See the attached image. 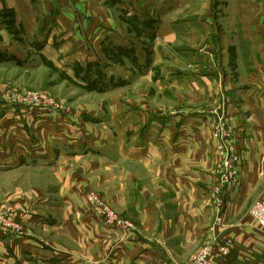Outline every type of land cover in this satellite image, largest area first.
Returning a JSON list of instances; mask_svg holds the SVG:
<instances>
[{
  "label": "crops",
  "instance_id": "1",
  "mask_svg": "<svg viewBox=\"0 0 264 264\" xmlns=\"http://www.w3.org/2000/svg\"><path fill=\"white\" fill-rule=\"evenodd\" d=\"M95 1L114 6L143 35L162 39L158 50L166 53L164 59L180 62L202 53L209 57L211 50L170 43L210 39L205 23L173 19L179 0ZM6 8L14 10L35 55L10 43L0 24V53L5 56L1 66L31 70L40 55L82 87L96 81L124 84L153 73L133 39L99 25L100 43L123 56L132 71L97 61L82 24L86 16L75 0H0V9ZM236 19L237 30L222 35L224 47L235 50L236 76L226 48L223 60L230 70L223 79L175 71L157 82L160 88L175 86L200 98L211 93L212 109L157 112L123 107L117 98L110 112H86L113 126L116 135L111 138L58 111H0L6 113L0 118V137L5 134L0 138V172L34 168L51 171L60 181L53 195L33 196L23 217L28 229L24 237L0 235V264H187L210 244L214 264H264V230L250 215L252 205L264 200V9L250 15L240 12ZM77 65L87 71L76 73ZM223 110L231 119L240 161L239 181L224 192L223 221L218 224L210 192L218 180L214 126ZM4 122L11 123L7 127ZM74 160L85 161L81 175ZM104 171L110 183L105 188ZM85 172L93 173L91 180ZM94 187L128 214L136 228L105 226L86 199ZM228 242L230 253L223 256L220 247Z\"/></svg>",
  "mask_w": 264,
  "mask_h": 264
},
{
  "label": "rangeland",
  "instance_id": "2",
  "mask_svg": "<svg viewBox=\"0 0 264 264\" xmlns=\"http://www.w3.org/2000/svg\"><path fill=\"white\" fill-rule=\"evenodd\" d=\"M179 1L181 4L178 7V12L176 11L175 16L173 15V19L175 20L177 18V22L198 20L199 22L205 23L206 27L204 29L208 28V32H204L208 33L210 39L205 42L201 37L202 39L199 38L194 42L182 39L170 43L176 44V46H182V48L186 49L197 48L200 50V48H202V50H211L213 55L210 51L209 57H207L206 53H202L190 60L180 62L164 59L166 53L159 52L158 50L161 46L162 39L160 40L155 37L143 35V33L135 27L133 21L125 17V15L114 8V6L108 4L100 5L95 0H75L77 8L86 16H83L82 24L87 32L90 43L95 49L94 53L97 61L107 65H116L124 71H132V67H130L123 56L110 51L105 42L103 43L102 41V43H100V30L97 27V25H99L103 29L111 28L117 30L129 39H133L139 50L143 53V56L149 60L153 71L152 75L144 76V78L143 76L137 75L136 79L121 84L112 91L104 92L96 89L84 88L75 84L70 78L63 75L60 70L51 63V60H46L40 55L38 58L33 59L38 66L31 70L22 68L14 69L12 67L1 66L0 64V111L6 108L7 110H14L15 108L18 110V108L22 107L23 109L33 108L49 112L50 109L37 106L44 105L43 100L39 99L42 103L39 104L37 99L31 96L33 92H46L51 97L49 104L56 107L58 112L64 115L69 114L73 118L78 119L79 122L87 126L90 130L95 131L101 136H109L111 138L116 135L113 126L108 122L100 123L93 120L86 112H110L112 102L114 99L117 100V98L123 107L135 109L148 107L155 109L157 112H170L182 108L188 109L190 112H195L198 109H212L213 105L211 104L213 95H211V93L200 98L198 96H192V94L187 93L185 89L176 88L175 86H168L164 89L160 88V83L157 82L160 78L162 79L163 74L175 71L183 74L195 73L205 76L215 74L218 79H223L226 74L228 75V71L231 69L233 77L234 75L236 76L237 73H235L234 69V62L236 60L235 50L229 45V41H231L229 36H227V46H229L226 47L225 45L224 47L222 35L226 30H237L238 22L236 18L240 12L249 15L262 12L264 5L261 4L262 1L260 0ZM0 24L5 30L7 35L6 38L10 43L21 48L22 51L30 55H35V48L24 39L20 32L21 28L17 24L13 9H0ZM95 28L98 29L96 35ZM166 46L168 47L169 44ZM226 48L229 50L228 58L232 67L230 69L228 68V62L224 64L223 60L225 58L224 50ZM169 54L170 53H168V55ZM79 66L80 65H77L75 68L76 73L81 70L87 71L88 67L82 69ZM101 66L105 65L102 64ZM222 96L221 93L220 97ZM31 104H34V106H31ZM3 114L6 113L0 115L1 119ZM10 123L4 122L3 126L6 125L8 127ZM4 137L5 134L0 138L3 140ZM87 156L90 157L89 155ZM84 163V160H74L72 162V165L77 168V174L81 175L83 170L86 169L87 166ZM104 169L109 168L104 167ZM105 171L103 172L104 181L101 186L104 188L110 186L109 181L106 180V172L108 171ZM98 173L99 172H97V174ZM91 174L93 173L85 172L84 177L91 180ZM59 183L60 181L54 180V174L51 171L24 168L18 170L14 169L7 173L0 172V213L11 205L18 204L23 208L17 216L24 229V234L20 236V238L28 233L27 225L24 223L23 217L29 212L33 196H37V193L43 192L53 195L54 192L59 191ZM92 195L100 196L117 216L127 224V229L136 228L134 220H132L128 214L121 212L117 207L112 205L109 197L102 195L100 190L94 187V189L87 191L86 199L89 203ZM90 205L93 208L91 203ZM0 235L7 239L19 238L14 234L4 233L2 231H0Z\"/></svg>",
  "mask_w": 264,
  "mask_h": 264
},
{
  "label": "built area",
  "instance_id": "3",
  "mask_svg": "<svg viewBox=\"0 0 264 264\" xmlns=\"http://www.w3.org/2000/svg\"><path fill=\"white\" fill-rule=\"evenodd\" d=\"M32 93V92H31ZM32 97L37 99L39 104L40 100L44 101V105H37L50 109L49 112L57 111L58 109L49 104L51 99L50 95L46 92H33ZM40 99V100H39ZM37 103V104H38ZM18 104V103H15ZM34 104H31V106ZM214 134L218 141V155L219 163L217 165L218 180L214 187L211 189V198L216 210V222L222 223V211L225 207L224 192L229 187L236 185L239 181V161L240 156L237 152L236 146L232 140L234 128L231 119L228 118L227 113L223 110L217 114V121L214 126ZM90 203L97 216L101 219L105 226L118 227L120 229H127L125 224L117 214L104 202L98 195H92ZM23 208L16 205H11L0 213V231L4 233H11L20 237L24 234L23 225L19 221L18 213ZM250 215L255 222L259 224L261 229L264 230V200L256 201L251 209ZM231 242H228L220 247L223 256L230 253ZM213 252L212 245L203 246L187 264H214L211 258Z\"/></svg>",
  "mask_w": 264,
  "mask_h": 264
},
{
  "label": "trees",
  "instance_id": "4",
  "mask_svg": "<svg viewBox=\"0 0 264 264\" xmlns=\"http://www.w3.org/2000/svg\"><path fill=\"white\" fill-rule=\"evenodd\" d=\"M5 56L3 54L0 53V60L4 59ZM7 58V57H6ZM10 58V57H9ZM8 58V59H9ZM103 74V77H104V72L102 71L101 72ZM123 82H120V83H114V84H104L103 82H91L90 84L86 85V86H83L84 88H90V89H96V90H100V91H105L111 87H115L116 85H121Z\"/></svg>",
  "mask_w": 264,
  "mask_h": 264
},
{
  "label": "bare ground",
  "instance_id": "5",
  "mask_svg": "<svg viewBox=\"0 0 264 264\" xmlns=\"http://www.w3.org/2000/svg\"><path fill=\"white\" fill-rule=\"evenodd\" d=\"M217 174V173H216Z\"/></svg>",
  "mask_w": 264,
  "mask_h": 264
}]
</instances>
